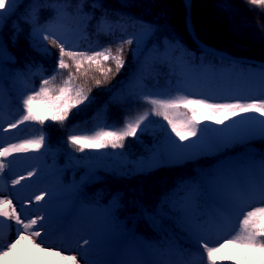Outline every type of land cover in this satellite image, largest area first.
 Here are the masks:
<instances>
[{
  "label": "trees",
  "instance_id": "16d2710c",
  "mask_svg": "<svg viewBox=\"0 0 264 264\" xmlns=\"http://www.w3.org/2000/svg\"><path fill=\"white\" fill-rule=\"evenodd\" d=\"M169 1L163 8L154 9L146 7L147 4L141 0H83V11L92 16V19L85 24L78 14L77 5L80 0H15L10 14L0 26V89L4 96L2 107L13 118L18 119L23 96L38 89L42 77H49L56 70L55 61L59 53L55 50L58 49L41 39L42 34L48 33L34 32L33 26L24 23V20L31 14L41 28L45 25L52 26L54 9L58 4L66 5L60 18L71 26L70 35L79 34L84 41H91L95 45L100 41L103 44L113 43L118 38L114 36L119 35L123 29L134 31L145 25L152 26L150 31L138 36L137 42L135 41L134 59L140 60L129 78L133 83L144 82L154 89L170 91L173 86H178L177 81L182 77L181 73L189 66L193 70H199L207 62L216 66L229 63L227 59L206 52L194 42L186 31L183 14L181 16L177 14L178 10L185 9L184 2ZM241 1L245 3L236 5L240 15L235 19L244 25L243 31L246 32H242L241 37L250 51L241 50L234 55L264 60V56L256 52L258 44L264 39V7L252 5L248 0ZM34 2L44 7L33 8ZM94 2L100 7L93 9L91 5ZM206 2L208 7L214 6L213 11L222 6L225 7L228 15L233 14L229 9L232 4L227 0H206ZM249 5L253 6L250 12H248ZM104 13H108L113 20L121 21L120 28L113 35H99L95 30L97 21ZM198 37L218 49L227 50L223 44L210 41L200 33ZM45 46L48 49L47 53L43 51ZM85 49L87 47L82 45L78 50ZM152 51H155V56L150 59ZM147 53L148 59L143 60V56ZM151 61H153L151 68H146L145 65H149ZM229 61L231 75H234L240 67L247 66V69L254 67L244 62ZM148 69L151 72H148ZM63 75H66V72ZM63 75L57 76L56 83L60 82ZM99 75L93 72L87 78L93 80L92 76ZM87 78L82 77L79 82L83 83ZM127 83L126 79L124 87L120 88V93L111 100L110 97L114 93L110 95V87L104 86L108 84L97 87L93 80L88 84L92 87L90 101L75 109L65 124L59 125L51 121L43 126L26 123L8 132V137L21 140L43 133L46 137L45 148L40 152H45L61 166L60 172L66 181V186L63 187L65 194L111 208L113 219L119 227L127 230L134 237L142 236L155 247L174 251V254L165 261L175 264H205L204 254L197 250L194 241L182 231L184 224L177 214L178 200L189 192L191 182L201 181L204 184L213 175H217L219 162L224 159L233 161L235 156L241 153L239 156L241 161L252 164L259 160L264 161V136L254 127L242 135L226 139L217 147L220 153L218 156H209L202 150V146L189 141L185 142L189 146L182 154L178 152L181 147L169 136L170 130L164 127L166 122L160 117L150 116L145 122L147 126H142L136 137L126 138L125 147L122 149L109 148L100 152L85 150L83 153L75 151L67 142L68 136L96 130L91 129L92 123L100 113L104 112L106 117L108 115L107 118L111 117L110 119L121 114L124 111L122 106L126 97L130 96L132 108H146L134 111L126 107L124 113L127 112L132 116L127 117L125 121L149 110L150 106L143 101L145 95L132 94V86L129 87ZM122 94L123 96H119ZM106 95H108L107 101L101 103L99 100ZM123 124L118 127L110 125L108 128H119ZM201 125L207 128L206 135L211 132L216 135L215 123L205 122ZM237 127L246 126L237 125ZM175 145H178L176 150H174ZM236 163L238 162L235 161ZM217 195L212 193L210 197L213 201L219 202ZM201 197L206 199L203 194ZM73 233L71 229L61 238V233L57 231L53 237L54 245L58 249L73 252Z\"/></svg>",
  "mask_w": 264,
  "mask_h": 264
},
{
  "label": "snow or ice",
  "instance_id": "6c2138e0",
  "mask_svg": "<svg viewBox=\"0 0 264 264\" xmlns=\"http://www.w3.org/2000/svg\"><path fill=\"white\" fill-rule=\"evenodd\" d=\"M257 7H264V0H248ZM15 5V0H0V26L10 14ZM190 6V5H189ZM33 8L44 7L34 2ZM66 5L55 6L53 23L63 15ZM84 3L80 0L77 5L78 14L86 24L92 16L83 11ZM93 9L100 7L98 3L91 5ZM24 23L31 24L34 32L42 34L41 39L48 41L59 49L57 67L49 77H42L38 89L23 96L20 106L19 118L0 127V132L8 133L26 123L45 125L46 122L65 124L75 109L90 101L92 87L87 80L80 83L82 77L90 73H99L103 79L92 76L95 86L106 84L110 79L119 74L125 66L126 47L133 45V39H122L114 46L109 44L99 49L90 51L78 50L68 46L51 28L45 25L41 28L36 24L33 15H28ZM121 26L119 19L113 20L108 13H104L95 25L99 35L110 36ZM43 51L47 53L45 46ZM66 72V75H63ZM63 75L59 83L57 76ZM145 104L149 110L127 119L122 127H100L91 134H73L67 138L68 144L77 152L93 150L100 152L105 149H122L128 137H136L146 127V121L150 116L160 117L164 127L169 131V136L180 147H186L185 142L192 141L201 131L200 125L212 122L224 125L221 131L235 130L236 135H242L246 131L257 128L264 136V99H253L248 102L235 100L234 102L214 103L204 98H194L189 95H145ZM256 114V115H250ZM236 118H241L237 120ZM233 123L229 124L228 122ZM237 125L246 127L238 128ZM46 137L43 133L32 138L21 139L17 143H9L6 146L0 143V174L8 167L7 159L14 154L40 152L45 148ZM261 176L258 184H243L232 191L227 197V212L229 218L235 216L236 230L228 237H217L213 240L203 232L198 225L192 222L194 209L178 208L177 214L185 226L187 235L194 241L199 252L204 254L205 264H264V161L260 163ZM35 171H29L27 175H20L12 179L14 188L22 181L36 176ZM4 187L0 186V194ZM241 193H243L241 195ZM52 194L42 191L35 195L36 204H40ZM30 203V201H29ZM46 215L28 216L27 213L18 211L12 198H0V225L11 221L15 224L16 238L4 243L3 232L0 231V264H81V260L87 255L89 249L96 246L97 241L91 237L83 238L78 245L77 254H66L67 249H55L45 244L42 233L47 235ZM86 264H113L106 261H92ZM120 264H175V262L161 259L125 261Z\"/></svg>",
  "mask_w": 264,
  "mask_h": 264
},
{
  "label": "rangeland",
  "instance_id": "374dc122",
  "mask_svg": "<svg viewBox=\"0 0 264 264\" xmlns=\"http://www.w3.org/2000/svg\"><path fill=\"white\" fill-rule=\"evenodd\" d=\"M141 1L144 4H147L145 5L146 7L149 6L154 9L163 8L166 6L165 3L170 2L169 0ZM227 1L232 4V7H229L230 11L233 12L232 15H228L225 7L223 8L222 6H219L221 8H217L216 11H213L212 8L214 6L208 7V2H206V0H191V24L188 19V8L184 0H182V2H184L183 6L185 5V9L178 10L177 14L178 16L183 14L182 18H184V20H182L185 22L186 31L192 39L193 32L197 37L198 33H200L210 41L214 40L218 42V44H223L227 47V50L224 48L218 49L215 46L205 43L198 37L200 42L208 47L210 46L214 48L215 50L234 56L236 59L217 55L227 59L229 63L226 62V64L224 63L223 65L216 66L207 62L199 70H193L191 66H189L186 71L181 73L182 77L177 81L178 86H173V89L170 91L154 89L144 82L133 83V80L129 79L134 73V69H136L137 62L140 60L134 59L135 57L133 53L135 52L136 47L135 41L137 42L138 36L145 35L147 31H150L152 29L151 25H145L134 31H125L123 29L119 35L116 34L114 36L118 38H116L113 43L104 42L103 44V42L100 41L99 44L96 45L91 41H84L79 34L70 35L72 34L71 26L62 18L57 20L51 28L52 31L68 46L76 49L81 48L82 45L86 46L87 49L84 51L99 49L109 44L114 46L122 39H133V45L126 47L124 68L119 74H116L110 79L107 83L108 85H104L106 88L110 87V95L111 93H114V95L110 97L111 100L113 99V96L120 93V88L124 87L126 79L128 80V86H132V94L135 95H140V93L142 95L152 96H174L183 94L194 98L208 99L210 102L214 103L234 102L235 100L248 102L253 99H264V68L252 61L256 60L264 62V60L248 56L234 55L237 51H250L249 47L245 46V42L241 37V33L246 32L243 31L244 25L235 19L237 15H240L237 11L238 8L236 5L244 4L245 2L243 3L241 0H237V2H234V0ZM202 7L205 9H202ZM252 8L253 6L249 5L248 12H250V9ZM191 29L193 30L191 31ZM194 42L197 43L195 40ZM197 45L202 48L198 43ZM202 49L205 50L204 48ZM257 49L258 51L256 52L264 56V39L258 44ZM55 51L59 53V49L58 51ZM205 51L211 52L208 50ZM152 53L153 54L149 57L150 59H153L155 56V51H152ZM148 56V53L145 54L143 60L145 58L148 59ZM237 58L245 59V61L237 60ZM229 60L234 62H244L253 65L254 67L251 69H247V66L246 68L240 67L238 71L234 72V75H231V67H228V65L230 66ZM152 62L153 61L149 62V65L146 64V68H151ZM148 72H151L150 69H148ZM95 77L103 79L100 75ZM86 80L88 84L93 82V80L88 78ZM107 96L108 95L104 96L99 101L101 103L106 102ZM119 96H123V94ZM130 99V96L126 97L124 105L122 106L124 111H126V107L134 111L146 108H132ZM3 101L4 96L0 89V127H6L8 123L15 121L14 118L2 107ZM124 111L118 116L115 115L112 119H110L111 117L107 118L108 115L106 117L104 112L100 113L92 123L93 127L91 129L98 130L100 127H108L110 125L115 127L121 126L127 117L132 116H129L127 112L124 113ZM111 115L113 116V113ZM228 123L231 124L233 122L229 121ZM215 126L216 135H214V132L206 135L205 131H207V128L200 125L201 131L198 133L197 137L193 138L196 145L202 146V150L206 151V154L209 156H218L220 153L218 150L219 148L217 147L224 143L223 141L226 139L229 140L231 137L236 136L235 130L221 131V129L225 128L224 125L215 124ZM94 131L85 132L86 134H91ZM80 133L82 134L83 132ZM202 135L205 137H202ZM0 143H3L6 146L9 143L17 142H13L9 139L7 133L0 132ZM177 147L178 145L174 147V150H176ZM186 147H181L178 152L182 154L185 153ZM240 155L241 153H238L233 161L228 159L220 161L217 167L219 173L215 176L213 175L208 181L204 182V184H202L203 182L201 181L191 182L189 185V192L183 194L177 203L178 208L194 209L192 222L198 225L199 228L212 237L213 240L221 236L228 237L236 230L237 218L235 216L229 218L227 212V197L230 193L243 184L256 185L260 180V163L263 160H259L255 164H252L247 161H241L239 159ZM235 161L238 163L235 164ZM6 163L8 164V167L3 174H0V186H3L5 189L3 193L0 194V198H12L18 209L24 211L28 210V216L34 217L36 215H46L48 217V220L45 222V231L47 232V235L42 233V238L46 245L50 246V234L55 228V223L58 225L64 224L65 222L64 227L66 230L71 226L74 227V225L78 228L77 230H74L75 237L73 240V243L75 244L74 247L78 249V255V245L82 244L83 238L91 237L93 240L97 241L96 246L89 249L87 252V254L95 252L97 257H94L91 261L84 258L81 262L82 264L92 261H106L113 262V264H119L120 262L136 260H167L170 255L174 254V252L168 249L154 247L148 240L141 236L134 239L124 230L117 228L112 221L110 209H96L97 205L93 203H85L81 199L76 200L74 197L69 196V194H65L64 188L61 189L59 193L58 189L60 187H65L66 181H64L63 175L60 173V166L54 159L47 156L45 153L29 152L14 154L7 159ZM29 171H35L37 175L29 180L22 181L20 185H16L13 188L11 185L12 179L17 178L20 175H27ZM42 191H47L52 195L46 197V200L42 201L40 204H36L34 197ZM212 193L218 194L219 202L211 199L210 195ZM202 194L206 196V199L201 197ZM242 194L243 193H241V195ZM66 230H64V232ZM9 231L13 232V230L10 229H4L3 231L5 244L16 238L15 232L12 233L14 237H8ZM182 231L184 234H187L185 226ZM63 235L64 233H61V238ZM47 264H51V262L48 261Z\"/></svg>",
  "mask_w": 264,
  "mask_h": 264
},
{
  "label": "water",
  "instance_id": "95a60500",
  "mask_svg": "<svg viewBox=\"0 0 264 264\" xmlns=\"http://www.w3.org/2000/svg\"><path fill=\"white\" fill-rule=\"evenodd\" d=\"M185 1V4H186V6H187V8H188V19H189V21H190V24H191V15H190V6H191V0H184ZM190 5V6H189ZM190 27V26H189ZM193 29H191V31H192ZM192 37H193V39L200 45V46H202V48H204L205 50H208V51H211V52H213L214 54H216V55H219V56H224V57H230V58H233V59H236L234 56H231V55H228V54H226V53H224V52H220V51H218V50H215L214 48H212V47H208L207 45H205L204 43H202V42H200V40L198 39V37L196 36V34L193 32L192 33ZM237 60H242V61H245V59H241V58H237ZM255 64H258V65H260L261 67H263L264 68V62H260V61H256V60H252Z\"/></svg>",
  "mask_w": 264,
  "mask_h": 264
},
{
  "label": "bare ground",
  "instance_id": "6f19581e",
  "mask_svg": "<svg viewBox=\"0 0 264 264\" xmlns=\"http://www.w3.org/2000/svg\"><path fill=\"white\" fill-rule=\"evenodd\" d=\"M96 209H100V208H98V207H96ZM18 211H22V212H24V213H28V210H22V209H18ZM4 229H6V230H13V232H15L14 230H15V224H14V222H11V221H8V222H5L3 225H0V231H2L3 232V230ZM106 230H110V229H106ZM12 231H9L8 232V237H14L13 236V233ZM108 238V237H107Z\"/></svg>",
  "mask_w": 264,
  "mask_h": 264
}]
</instances>
